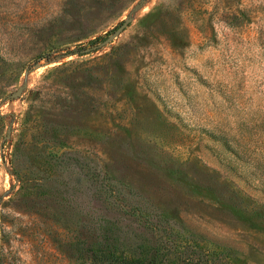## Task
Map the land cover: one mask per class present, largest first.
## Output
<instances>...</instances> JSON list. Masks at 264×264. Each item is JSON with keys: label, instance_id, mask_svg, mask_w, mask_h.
<instances>
[{"label": "rangeland", "instance_id": "1", "mask_svg": "<svg viewBox=\"0 0 264 264\" xmlns=\"http://www.w3.org/2000/svg\"><path fill=\"white\" fill-rule=\"evenodd\" d=\"M1 142L0 264H264V0H0Z\"/></svg>", "mask_w": 264, "mask_h": 264}, {"label": "trees", "instance_id": "2", "mask_svg": "<svg viewBox=\"0 0 264 264\" xmlns=\"http://www.w3.org/2000/svg\"><path fill=\"white\" fill-rule=\"evenodd\" d=\"M110 237L107 236V241L101 238L96 240L97 246L92 249L91 254L94 261L107 264H168L162 260L157 248L127 250L118 245L117 236L112 239ZM189 264L206 263L190 261Z\"/></svg>", "mask_w": 264, "mask_h": 264}, {"label": "water", "instance_id": "3", "mask_svg": "<svg viewBox=\"0 0 264 264\" xmlns=\"http://www.w3.org/2000/svg\"><path fill=\"white\" fill-rule=\"evenodd\" d=\"M130 20H131V17L130 16H127L116 28H115V30L111 33V34H109L106 38H104L101 42H99L98 44H96L94 47H99L100 45H103V44H105L106 42H108V41H110L113 37H115L116 35H118L128 24H129V22H130ZM23 88H24V85H20V86H18V88L16 89V90H14V91H12L11 93H10V96H12V97H15V96H17L18 94H20L21 92H22V90H23ZM10 131H11V127H8V132H7V134L4 136V139L7 137V135L10 133ZM3 146V143L1 142L0 143V147H2Z\"/></svg>", "mask_w": 264, "mask_h": 264}]
</instances>
